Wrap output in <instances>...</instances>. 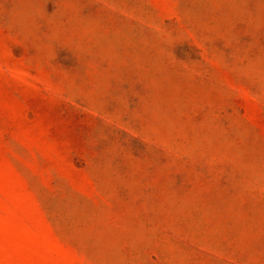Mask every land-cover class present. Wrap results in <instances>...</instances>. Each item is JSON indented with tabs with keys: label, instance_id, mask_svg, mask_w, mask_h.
Listing matches in <instances>:
<instances>
[{
	"label": "rangeland",
	"instance_id": "rangeland-1",
	"mask_svg": "<svg viewBox=\"0 0 264 264\" xmlns=\"http://www.w3.org/2000/svg\"><path fill=\"white\" fill-rule=\"evenodd\" d=\"M0 264H264V0H0Z\"/></svg>",
	"mask_w": 264,
	"mask_h": 264
}]
</instances>
